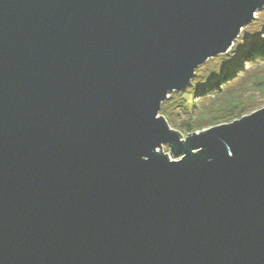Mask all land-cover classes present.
<instances>
[{
    "label": "water",
    "instance_id": "1",
    "mask_svg": "<svg viewBox=\"0 0 264 264\" xmlns=\"http://www.w3.org/2000/svg\"><path fill=\"white\" fill-rule=\"evenodd\" d=\"M263 7L0 0V264H264V107L159 113Z\"/></svg>",
    "mask_w": 264,
    "mask_h": 264
},
{
    "label": "rangeland",
    "instance_id": "2",
    "mask_svg": "<svg viewBox=\"0 0 264 264\" xmlns=\"http://www.w3.org/2000/svg\"><path fill=\"white\" fill-rule=\"evenodd\" d=\"M181 97L185 107L169 110L172 125L190 119L207 128L264 107V7L242 27L227 52L207 59L195 69L184 89L168 94L172 101ZM170 127L182 138L187 135L182 129ZM163 151L171 159H178L169 153L167 145H163Z\"/></svg>",
    "mask_w": 264,
    "mask_h": 264
},
{
    "label": "trees",
    "instance_id": "3",
    "mask_svg": "<svg viewBox=\"0 0 264 264\" xmlns=\"http://www.w3.org/2000/svg\"><path fill=\"white\" fill-rule=\"evenodd\" d=\"M184 102H185L184 101V98H182V97L180 99H178V101H172V100H170V99L167 98L161 104V108H160L159 113L166 118V120L168 121V123H170V114H169L170 112H169V110L171 108H174L175 106L185 107ZM170 125L172 127H177L180 130L181 129L184 130L186 134L192 133L194 131H197V130H200V129H203V128L206 127V125L201 124V123H194L190 119L181 120V121H179V123L177 125L176 124H173L172 125L171 123H170Z\"/></svg>",
    "mask_w": 264,
    "mask_h": 264
}]
</instances>
